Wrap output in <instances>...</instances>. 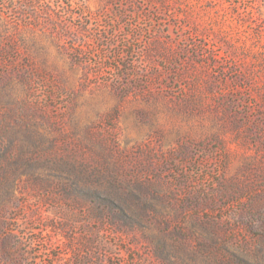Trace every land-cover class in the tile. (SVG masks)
Listing matches in <instances>:
<instances>
[{
  "label": "rangeland",
  "instance_id": "rangeland-1",
  "mask_svg": "<svg viewBox=\"0 0 264 264\" xmlns=\"http://www.w3.org/2000/svg\"><path fill=\"white\" fill-rule=\"evenodd\" d=\"M0 264H264V0H0Z\"/></svg>",
  "mask_w": 264,
  "mask_h": 264
}]
</instances>
